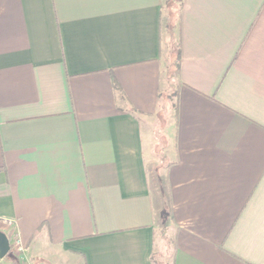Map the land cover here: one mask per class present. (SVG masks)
<instances>
[{
    "label": "crops",
    "instance_id": "crops-1",
    "mask_svg": "<svg viewBox=\"0 0 264 264\" xmlns=\"http://www.w3.org/2000/svg\"><path fill=\"white\" fill-rule=\"evenodd\" d=\"M170 6L0 0V230L33 262L157 264L166 217L171 264H264V0Z\"/></svg>",
    "mask_w": 264,
    "mask_h": 264
},
{
    "label": "rangeland",
    "instance_id": "rangeland-1",
    "mask_svg": "<svg viewBox=\"0 0 264 264\" xmlns=\"http://www.w3.org/2000/svg\"><path fill=\"white\" fill-rule=\"evenodd\" d=\"M169 3H174V7L170 6V9L174 11L175 13H178L180 10L181 3H179L178 0H169ZM167 9V7H166ZM167 13V10H166ZM168 15V14H166ZM168 19V16L166 17V20ZM171 33V32H170ZM165 52L167 53L166 59H167V67L168 70L165 71L167 80L170 81V83L175 79V72L173 71L174 69L172 68V63H173V55L171 56L172 50H175L177 47V31H174L173 36H168V39L166 38V46H165ZM159 237L162 240V245L159 247L156 259H157V264H171V253H172V243L170 241V237L172 236L171 234V229L168 227V222L166 217H162L160 220V230H159ZM14 235L11 236V240H13L12 243V248L10 252L3 258V260H0V264H15L14 262L17 261L18 264H60L59 261H61L62 258L61 256L56 257H48V256H38L37 261L33 262L26 252H19L16 248V245L14 244L15 238L13 237ZM20 255V256H19ZM41 259V260H40ZM67 263L70 264H81L80 260H77L75 258L71 259H65Z\"/></svg>",
    "mask_w": 264,
    "mask_h": 264
},
{
    "label": "water",
    "instance_id": "water-1",
    "mask_svg": "<svg viewBox=\"0 0 264 264\" xmlns=\"http://www.w3.org/2000/svg\"><path fill=\"white\" fill-rule=\"evenodd\" d=\"M11 250V243L8 235L0 230V259H3Z\"/></svg>",
    "mask_w": 264,
    "mask_h": 264
},
{
    "label": "trees",
    "instance_id": "trees-1",
    "mask_svg": "<svg viewBox=\"0 0 264 264\" xmlns=\"http://www.w3.org/2000/svg\"><path fill=\"white\" fill-rule=\"evenodd\" d=\"M179 2L182 3L183 0H179ZM180 59H181V52H180V49L178 48V52H177V54H176V59H175V61H174V63H175V68H176V69H179V66H180ZM114 85H115L116 88H119V86H118L116 80H114ZM176 105H178L177 102H176Z\"/></svg>",
    "mask_w": 264,
    "mask_h": 264
},
{
    "label": "built area",
    "instance_id": "built-area-1",
    "mask_svg": "<svg viewBox=\"0 0 264 264\" xmlns=\"http://www.w3.org/2000/svg\"><path fill=\"white\" fill-rule=\"evenodd\" d=\"M14 244L16 245L17 250L20 252L24 251V246L22 244V242L20 241V239L18 237L15 238Z\"/></svg>",
    "mask_w": 264,
    "mask_h": 264
}]
</instances>
